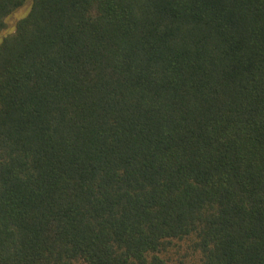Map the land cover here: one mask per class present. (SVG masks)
<instances>
[{"label": "trees", "instance_id": "obj_1", "mask_svg": "<svg viewBox=\"0 0 264 264\" xmlns=\"http://www.w3.org/2000/svg\"><path fill=\"white\" fill-rule=\"evenodd\" d=\"M29 1L0 41V264H264V0Z\"/></svg>", "mask_w": 264, "mask_h": 264}, {"label": "rangeland", "instance_id": "obj_2", "mask_svg": "<svg viewBox=\"0 0 264 264\" xmlns=\"http://www.w3.org/2000/svg\"><path fill=\"white\" fill-rule=\"evenodd\" d=\"M29 8H30V1L28 0L27 3L23 7L19 8L18 10H16L14 13H12L6 18V28L0 33V41L6 35L14 32V29H15L14 26L16 22L21 17L27 14Z\"/></svg>", "mask_w": 264, "mask_h": 264}]
</instances>
